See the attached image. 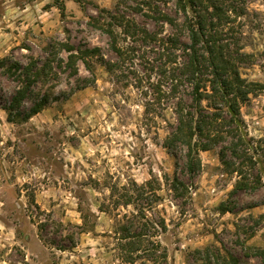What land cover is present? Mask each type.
I'll list each match as a JSON object with an SVG mask.
<instances>
[{
    "label": "rangeland",
    "instance_id": "374dc122",
    "mask_svg": "<svg viewBox=\"0 0 264 264\" xmlns=\"http://www.w3.org/2000/svg\"><path fill=\"white\" fill-rule=\"evenodd\" d=\"M117 2L0 0V59L44 61L49 45L61 41L97 47L116 61L111 40L91 19ZM161 8L177 16L171 0ZM127 13L149 31L170 34L166 25ZM233 18L224 43L232 70L253 89L239 105L237 157L231 150L222 158L221 146L199 151L190 172L186 148H165L174 106L153 93L163 82L153 46L114 75L95 62L96 83L87 88L77 90L78 81L64 76L53 90L58 101L28 122L10 123L0 108V264H131L134 249L118 228L144 208L147 219L167 226L165 233L156 226L150 239L167 250L158 264H264V255L254 256L264 251V0H249ZM171 58L178 64L166 61L169 72L183 61L180 51ZM89 76L80 64V77ZM14 89L0 73V107ZM143 190L148 205L136 202Z\"/></svg>",
    "mask_w": 264,
    "mask_h": 264
},
{
    "label": "trees",
    "instance_id": "16d2710c",
    "mask_svg": "<svg viewBox=\"0 0 264 264\" xmlns=\"http://www.w3.org/2000/svg\"><path fill=\"white\" fill-rule=\"evenodd\" d=\"M163 1L118 0L113 11L100 10L98 16L91 19V25L111 40L116 61L105 60L97 47H76L61 41L49 45L44 61L33 60L24 66L8 58L0 59V73L15 84L6 105L0 107L7 113L8 121L28 122L52 102L58 101L53 90L64 76L78 81L77 90L87 88L96 83L95 62L101 63L114 75L128 69L137 59L136 55L144 59L140 49L153 46L159 51L153 66L163 78L153 93L159 97V102L164 100L174 106L175 123L171 125L165 148L172 152L186 148L190 172L198 165L199 151L206 152L221 146L222 158L231 150L237 157L238 143L242 140L239 133V105L248 99L253 89L241 78L238 70H232L234 57L227 52L229 48L224 42L228 26L234 23L233 16L241 17L246 12L249 0H171L176 17L162 10ZM128 11L141 13L158 26H168L170 34L162 37L161 31H149L139 26L133 18L127 17ZM61 12L64 17L65 10L61 9ZM120 41L126 46H119ZM175 51L182 53L183 61L169 72L166 61L178 64L171 58ZM80 64L90 74L89 77H80ZM153 66L152 71L155 70ZM163 84L167 86L166 90H162ZM147 105L149 112L152 105ZM225 110L232 115L231 118L223 116ZM226 143L229 147L225 146ZM175 182L179 183L178 177ZM239 188L245 190L250 186L242 183ZM143 201L148 205L144 190L136 197L137 203ZM144 212L145 208L132 215V219L124 217L122 222L128 224L119 225L118 231L123 234L121 240L130 242L128 245L134 249L129 252L128 259L131 264L136 263L135 258L148 260L152 264L167 261V250L160 243L150 241L155 237L156 226L166 232V223L163 220L158 224L147 219ZM155 250L160 251L159 256L152 253ZM135 252L137 257H134ZM259 252L254 256L264 255V251Z\"/></svg>",
    "mask_w": 264,
    "mask_h": 264
}]
</instances>
